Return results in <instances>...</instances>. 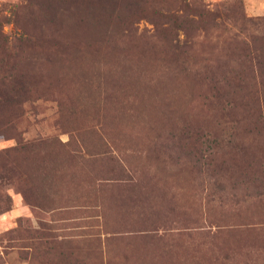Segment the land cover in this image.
<instances>
[{
  "label": "rangeland",
  "instance_id": "1",
  "mask_svg": "<svg viewBox=\"0 0 264 264\" xmlns=\"http://www.w3.org/2000/svg\"><path fill=\"white\" fill-rule=\"evenodd\" d=\"M0 264H264V0H0Z\"/></svg>",
  "mask_w": 264,
  "mask_h": 264
},
{
  "label": "trees",
  "instance_id": "2",
  "mask_svg": "<svg viewBox=\"0 0 264 264\" xmlns=\"http://www.w3.org/2000/svg\"><path fill=\"white\" fill-rule=\"evenodd\" d=\"M106 36H107V34H106ZM106 36H104V37H106ZM118 42H121V40H119Z\"/></svg>",
  "mask_w": 264,
  "mask_h": 264
}]
</instances>
